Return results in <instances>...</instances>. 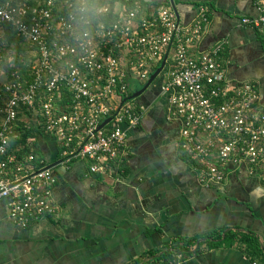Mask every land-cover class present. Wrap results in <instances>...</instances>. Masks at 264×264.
I'll return each instance as SVG.
<instances>
[{
	"label": "built area",
	"instance_id": "2783aa9c",
	"mask_svg": "<svg viewBox=\"0 0 264 264\" xmlns=\"http://www.w3.org/2000/svg\"><path fill=\"white\" fill-rule=\"evenodd\" d=\"M253 1L258 14L240 21L264 26V0ZM144 10L136 1L0 0V200L10 198L16 223L26 226L58 209L50 168L10 147L20 137L22 107L37 108L64 162L84 158L89 173L105 175L128 156V132L142 120V107L128 98L129 84H144L164 56L160 90L180 122L181 148L199 164L200 182L226 181L229 163L243 164L250 174L264 170V102L256 82L226 77L221 44L193 51L208 6L201 5L188 24L170 4ZM7 29L29 49L27 77L4 61L13 58ZM181 259L180 253L166 263L150 256L144 264Z\"/></svg>",
	"mask_w": 264,
	"mask_h": 264
},
{
	"label": "crops",
	"instance_id": "0c3cea01",
	"mask_svg": "<svg viewBox=\"0 0 264 264\" xmlns=\"http://www.w3.org/2000/svg\"><path fill=\"white\" fill-rule=\"evenodd\" d=\"M134 1L145 13L172 1L183 24L207 5L208 22L193 51L221 44L226 77L256 82L264 102V26L240 21L258 14L253 0ZM160 83L137 98L143 115L128 132V156L105 175L89 173L84 158L64 162L55 137L42 129L33 149L55 176L57 214L22 226L9 215L10 198L0 200V264H142L176 237L216 228L252 232L264 247V170L250 174L243 164L229 163L226 181L200 182L178 149L181 125ZM176 264L263 263L235 243L205 244Z\"/></svg>",
	"mask_w": 264,
	"mask_h": 264
},
{
	"label": "trees",
	"instance_id": "16d2710c",
	"mask_svg": "<svg viewBox=\"0 0 264 264\" xmlns=\"http://www.w3.org/2000/svg\"><path fill=\"white\" fill-rule=\"evenodd\" d=\"M121 2L124 4H132L133 0H121ZM7 30L6 47L12 51L13 55V66H9V69H16L27 77L29 59L25 52L26 45L15 36L11 29ZM66 99L67 97L64 98L61 103L67 101ZM35 105L37 106L36 103ZM35 110H37V108H35ZM31 111H33V108L22 107L18 114L16 124V130L20 132V137L12 140L10 147L18 155L33 153L36 156L35 162L37 163V160L41 157L37 156L38 151L33 149V145L36 144V137L41 134L42 129L44 130V128L43 122L40 118L38 122L31 118ZM23 116H26L27 119H24ZM178 149L181 151L182 157L194 168L199 165L198 162L191 158V156L184 151L180 145ZM58 151L60 154V147H58ZM235 243L244 247L250 259H258L264 264V247L260 244L257 236L252 232L242 231L237 228H216L210 232L199 234L197 236L176 237L172 240L169 246L165 247L158 255L153 253L152 256L156 261L162 260L166 263L169 259L173 258L176 253H180L182 257L198 253L205 244L210 247H217L221 245L231 246ZM166 245H168V243L165 244V246ZM191 247H194L193 250H191ZM142 264H144V261Z\"/></svg>",
	"mask_w": 264,
	"mask_h": 264
},
{
	"label": "rangeland",
	"instance_id": "374dc122",
	"mask_svg": "<svg viewBox=\"0 0 264 264\" xmlns=\"http://www.w3.org/2000/svg\"><path fill=\"white\" fill-rule=\"evenodd\" d=\"M25 52L27 53V55H28V59H29V62L31 61V58L29 57V49H25ZM5 62H7V63H9V64H12V62H8L7 60H4ZM163 72H161L156 78H155V80L153 81V83L147 88V90H145L144 92H143V94L145 93V92H149V91H151V90H155V87H153V84H157L162 78H163ZM143 83L142 82H139V81H137V80H133V81H131L130 82V84H129V93H134L135 91H137V90H139L140 88H142L143 87ZM155 93V92H154ZM141 96V95H140ZM139 97V96H138ZM138 97H136V98H133L135 101L137 100V98ZM31 118L33 119V120H36V122H38L39 121V114H38V111L37 110H33V111H31ZM23 118L24 119H27V117L26 116H23ZM29 118V117H28Z\"/></svg>",
	"mask_w": 264,
	"mask_h": 264
},
{
	"label": "water",
	"instance_id": "95a60500",
	"mask_svg": "<svg viewBox=\"0 0 264 264\" xmlns=\"http://www.w3.org/2000/svg\"><path fill=\"white\" fill-rule=\"evenodd\" d=\"M171 1V0H170ZM171 5L174 9V5L171 1ZM175 10V9H174ZM165 61H166V56H164V58L162 59V61L160 62L159 66L152 72V74L149 76L148 80L144 83L143 87L140 88L139 90L135 91L134 93H132L128 98L132 99V98H136L138 96H140L155 80V78L161 73V71L163 70V67L165 65ZM5 68V66L3 67ZM6 69V68H5ZM108 121V119L106 120ZM105 121V122H106ZM105 122H103L99 127H101ZM47 168H49L50 166H46Z\"/></svg>",
	"mask_w": 264,
	"mask_h": 264
},
{
	"label": "flooded vegetation",
	"instance_id": "af4514ba",
	"mask_svg": "<svg viewBox=\"0 0 264 264\" xmlns=\"http://www.w3.org/2000/svg\"><path fill=\"white\" fill-rule=\"evenodd\" d=\"M153 85L157 86V84H153Z\"/></svg>",
	"mask_w": 264,
	"mask_h": 264
}]
</instances>
